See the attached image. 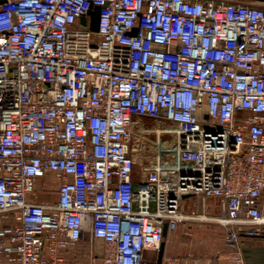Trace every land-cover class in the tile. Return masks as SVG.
I'll use <instances>...</instances> for the list:
<instances>
[{"label":"built area","instance_id":"2783aa9c","mask_svg":"<svg viewBox=\"0 0 264 264\" xmlns=\"http://www.w3.org/2000/svg\"><path fill=\"white\" fill-rule=\"evenodd\" d=\"M245 3L0 0V264H156L164 223H205L210 199L264 236V9Z\"/></svg>","mask_w":264,"mask_h":264},{"label":"crops","instance_id":"0c3cea01","mask_svg":"<svg viewBox=\"0 0 264 264\" xmlns=\"http://www.w3.org/2000/svg\"><path fill=\"white\" fill-rule=\"evenodd\" d=\"M136 120L146 122V119ZM165 137L162 136V140ZM145 166V162L136 158L132 172L134 181L145 176ZM194 205L195 198H189L185 211L189 213ZM220 214V201L210 199L207 203L210 220L199 224L187 219L175 231L167 232L161 264H264V236L234 237L228 228L214 220ZM95 247L101 248V243L96 242ZM144 259L156 263L158 252L146 250Z\"/></svg>","mask_w":264,"mask_h":264},{"label":"water","instance_id":"95a60500","mask_svg":"<svg viewBox=\"0 0 264 264\" xmlns=\"http://www.w3.org/2000/svg\"><path fill=\"white\" fill-rule=\"evenodd\" d=\"M230 1L247 2V3H252V4L264 5V0H230ZM99 10H100L99 7H94L90 11V16H91L90 29L92 31H95V32L98 30ZM180 197L186 198V197H188V195H183ZM166 234H167V222L164 223L163 237H165ZM163 250H164V243H161V245L159 247V251H158V259H157L156 264H161Z\"/></svg>","mask_w":264,"mask_h":264},{"label":"rangeland","instance_id":"374dc122","mask_svg":"<svg viewBox=\"0 0 264 264\" xmlns=\"http://www.w3.org/2000/svg\"><path fill=\"white\" fill-rule=\"evenodd\" d=\"M245 4H248V3H245ZM248 5H252V6H254V7H257V8H260V9H264V5H262V4H252V3H250V4H248ZM84 27H85L84 22H81V23H80V28H84ZM144 125H145L146 127H153V126L155 125V123H154L153 121L146 120V122H144ZM179 133H180V132H179ZM174 136H175V134H174ZM96 250H101V248H98V249H96ZM92 263H93V264H101L99 258L93 260Z\"/></svg>","mask_w":264,"mask_h":264}]
</instances>
